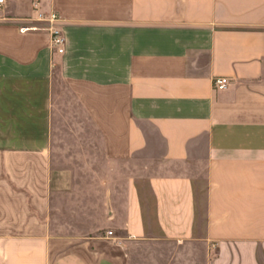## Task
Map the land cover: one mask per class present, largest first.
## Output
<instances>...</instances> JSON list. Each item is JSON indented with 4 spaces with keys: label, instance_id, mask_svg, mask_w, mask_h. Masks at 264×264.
Here are the masks:
<instances>
[{
    "label": "crops",
    "instance_id": "crops-1",
    "mask_svg": "<svg viewBox=\"0 0 264 264\" xmlns=\"http://www.w3.org/2000/svg\"><path fill=\"white\" fill-rule=\"evenodd\" d=\"M260 248L264 0H0V264Z\"/></svg>",
    "mask_w": 264,
    "mask_h": 264
},
{
    "label": "built area",
    "instance_id": "built-area-1",
    "mask_svg": "<svg viewBox=\"0 0 264 264\" xmlns=\"http://www.w3.org/2000/svg\"><path fill=\"white\" fill-rule=\"evenodd\" d=\"M59 17L57 14H52L49 18V22L51 23L50 30L52 34V47L54 50L58 53H63L65 50V37L62 33V29L58 26L57 21ZM23 30L28 29V27L22 28ZM229 83V79L227 77H217L214 80V86L215 88L222 89L227 86ZM112 233V232H110Z\"/></svg>",
    "mask_w": 264,
    "mask_h": 264
},
{
    "label": "rangeland",
    "instance_id": "rangeland-1",
    "mask_svg": "<svg viewBox=\"0 0 264 264\" xmlns=\"http://www.w3.org/2000/svg\"><path fill=\"white\" fill-rule=\"evenodd\" d=\"M201 197V196H200ZM260 252H264V250L262 248H260Z\"/></svg>",
    "mask_w": 264,
    "mask_h": 264
}]
</instances>
